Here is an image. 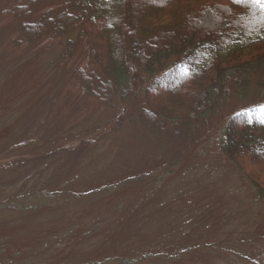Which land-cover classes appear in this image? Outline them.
<instances>
[{"label":"rangeland","instance_id":"1","mask_svg":"<svg viewBox=\"0 0 264 264\" xmlns=\"http://www.w3.org/2000/svg\"><path fill=\"white\" fill-rule=\"evenodd\" d=\"M17 27L0 16V264H264V198L219 150L264 104V61L219 111L161 125L141 93L88 98L70 78L87 50L59 61L71 36L10 50Z\"/></svg>","mask_w":264,"mask_h":264},{"label":"trees","instance_id":"2","mask_svg":"<svg viewBox=\"0 0 264 264\" xmlns=\"http://www.w3.org/2000/svg\"><path fill=\"white\" fill-rule=\"evenodd\" d=\"M0 5V16L18 21L10 50L71 36L59 61L65 64L75 45L87 50L85 65L74 66L70 78L88 98L108 107L114 95L125 101L141 93L140 119L147 114L161 125L189 124L219 111L221 98L230 95L227 85L241 86L242 70L264 61V11L233 0H0ZM207 14L213 23L206 22ZM219 150L264 198V104L226 119Z\"/></svg>","mask_w":264,"mask_h":264},{"label":"snow or ice","instance_id":"3","mask_svg":"<svg viewBox=\"0 0 264 264\" xmlns=\"http://www.w3.org/2000/svg\"><path fill=\"white\" fill-rule=\"evenodd\" d=\"M234 3L250 4L264 11V0H233Z\"/></svg>","mask_w":264,"mask_h":264}]
</instances>
